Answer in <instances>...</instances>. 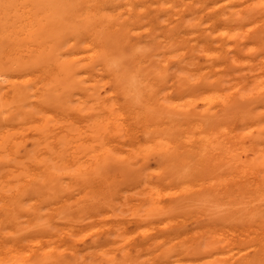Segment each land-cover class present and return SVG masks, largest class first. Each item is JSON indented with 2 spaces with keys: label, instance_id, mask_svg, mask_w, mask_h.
I'll use <instances>...</instances> for the list:
<instances>
[{
  "label": "bare ground",
  "instance_id": "obj_1",
  "mask_svg": "<svg viewBox=\"0 0 264 264\" xmlns=\"http://www.w3.org/2000/svg\"><path fill=\"white\" fill-rule=\"evenodd\" d=\"M47 3L60 134L0 155V264H264V0Z\"/></svg>",
  "mask_w": 264,
  "mask_h": 264
},
{
  "label": "rangeland",
  "instance_id": "obj_2",
  "mask_svg": "<svg viewBox=\"0 0 264 264\" xmlns=\"http://www.w3.org/2000/svg\"><path fill=\"white\" fill-rule=\"evenodd\" d=\"M43 1L45 3L40 7L38 0H0V155L22 156L31 152H44L46 142L60 134L62 100L58 97L57 81L53 75L56 67L54 58L50 57L51 46L46 39L47 31L41 26L42 22L46 23L51 17L47 0ZM125 185L131 188L126 195H132L135 185ZM25 189L29 191L20 203L28 208L32 202L30 196L35 199L37 189L35 185H27ZM117 202L120 206L118 212L128 209L124 205L130 206L122 198ZM36 205L37 208H44L42 204ZM6 212V209H0V217L7 219ZM125 213H122L123 221L126 222L128 231L135 232V222L130 218V212ZM24 215L25 212L19 219L24 221ZM95 218L98 220V227L85 232L81 242L75 243L74 240L79 256L84 252L82 248L85 246H90L97 240L101 243L104 241L102 234L93 233L103 225L99 224L102 219L100 216ZM85 221L89 222L90 219ZM65 256L70 258L69 251H66Z\"/></svg>",
  "mask_w": 264,
  "mask_h": 264
}]
</instances>
